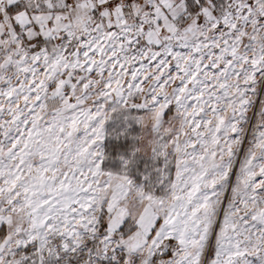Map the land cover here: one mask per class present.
<instances>
[{
  "label": "snow or ice",
  "instance_id": "1",
  "mask_svg": "<svg viewBox=\"0 0 264 264\" xmlns=\"http://www.w3.org/2000/svg\"><path fill=\"white\" fill-rule=\"evenodd\" d=\"M0 264H264V0H0Z\"/></svg>",
  "mask_w": 264,
  "mask_h": 264
}]
</instances>
